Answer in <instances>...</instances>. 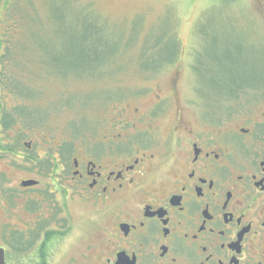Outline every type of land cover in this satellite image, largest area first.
<instances>
[{
    "label": "flooded vegetation",
    "instance_id": "obj_1",
    "mask_svg": "<svg viewBox=\"0 0 264 264\" xmlns=\"http://www.w3.org/2000/svg\"><path fill=\"white\" fill-rule=\"evenodd\" d=\"M189 55L186 70L184 54L164 64L179 61L153 96L111 105L79 146L26 127V87L0 102L20 122L0 126L3 264H48L60 243L68 264H264V90L234 123H213Z\"/></svg>",
    "mask_w": 264,
    "mask_h": 264
},
{
    "label": "rangeland",
    "instance_id": "obj_2",
    "mask_svg": "<svg viewBox=\"0 0 264 264\" xmlns=\"http://www.w3.org/2000/svg\"><path fill=\"white\" fill-rule=\"evenodd\" d=\"M30 1L42 14L41 27L49 31L45 15L47 9L44 7L48 0ZM88 2L101 19L107 21L106 27L110 33L121 36L116 55H112L107 63L103 62L98 72L84 75L82 71L68 68V76L58 75L50 66L48 69L40 62H34L40 60L38 52L41 53V50L37 49L36 52L30 44V37L24 33L15 39V42L23 43V47L10 46L16 49L17 54L11 53L8 68L13 74L23 75L26 89L35 90V94L29 97L30 101L34 100L29 109L34 115L25 116L26 127L57 136L67 132L79 146L81 142L76 140L85 136L88 129L92 130L91 127L97 129V122L110 113L111 105L120 104L123 107L126 103L139 100L135 97L137 92L146 91L148 95L156 91V85H170V77L177 70L179 61L171 68L163 63L155 71L141 67L139 62L140 57L148 56L140 54L145 38L151 37L147 40L153 42L162 38L168 29L180 39V54H184L182 67L185 70L188 68L185 65L195 64L193 56L189 54L197 55L199 51L197 61L203 68L199 72V90L212 95L211 99L206 100L205 107L215 115L213 123H234L240 112L256 102L264 90V85L255 90L249 89L252 86L241 87L228 98L229 95H225L224 90L215 89L212 82L221 74L228 73L229 68L230 72L243 75L252 67L264 78V0H233L228 3L221 0H77L76 5ZM20 4L28 10L26 0H21ZM133 27H137V36L127 42L125 38L133 33L130 32L135 30ZM52 33L50 39L54 38ZM49 43L59 47L57 42L51 40ZM69 47L68 41L61 50L55 48V52H60L62 57L70 56L72 52L68 53ZM148 47L144 52H154L153 46ZM221 94L224 95L219 96ZM151 96L153 94L147 97ZM0 98V102L4 103L15 101L4 91H0ZM8 112L9 118L15 119L12 124L16 125L17 120L20 124L19 115L15 118L16 108H10ZM70 127L74 129L73 134ZM98 132L100 129L94 134ZM10 177L14 182L19 172L15 170ZM67 246L60 243L54 254L46 256L48 264H68L70 247Z\"/></svg>",
    "mask_w": 264,
    "mask_h": 264
},
{
    "label": "trees",
    "instance_id": "obj_3",
    "mask_svg": "<svg viewBox=\"0 0 264 264\" xmlns=\"http://www.w3.org/2000/svg\"><path fill=\"white\" fill-rule=\"evenodd\" d=\"M20 1L0 0V91L8 93L12 97L14 96L15 100H18V95H23L26 84L22 79L23 75L13 74L8 68L7 63L10 62L11 53H16V49L13 50L10 46H18L19 48L24 46L21 42H15L16 37L23 33L30 37L31 42H29L33 45L32 47L36 52H38L37 49L41 50V53L38 52L40 60L34 62H40L48 69L50 66L57 71L58 75L64 74L68 76V68L79 72L82 71L84 75L86 73H93L94 71L98 72L99 66L103 62L107 63L112 55H116L120 48L119 41H121V36H114L110 33L106 27L107 21L103 18L101 19L90 2L76 5L77 0H48L44 6L47 9L45 15L50 29L47 31L46 27H41L42 14L37 12L34 3L26 0L28 10H25L26 8L20 4ZM221 1L228 3L233 0ZM137 27H133L135 30L131 28L130 32L133 31V33H129L125 41L129 42L136 38ZM168 30L162 38L153 42L149 43L148 41L151 37L145 38V43L141 47L143 49L140 51V54H148V56L140 57L139 62L141 63V67H149L152 71H155L163 63L179 55L180 39ZM51 32H53L52 36H54L52 39H50ZM51 40L59 43V47L51 46V43H49ZM68 41L70 47L67 51L68 53L71 51L72 55L62 57L60 52H55V48H60L61 50L63 45L68 43ZM149 45L154 47V52L150 54L144 52L145 48H149ZM43 49L44 53L42 52ZM162 49L164 51H161ZM198 53L199 51L197 55ZM44 55L45 58H43ZM212 59L214 61V58ZM15 61L18 60L16 59ZM196 65L200 72L203 69L201 68L202 64L197 61ZM55 67L57 68L55 69ZM223 75L225 76L223 77ZM217 76L219 77V75ZM212 82L215 85V89L227 91L226 93L230 97L235 92L241 90V87L252 86V88H249L250 90L259 88L264 85V78L252 67L251 70H248L247 74L243 75L230 72L229 68L228 73L221 74L220 78H214ZM31 93L28 90L25 95L30 96ZM3 107L0 103V110L3 111ZM19 109L21 110L20 112L23 111L22 107H19ZM29 109L31 108L24 107V111L28 113H25V116H29V111L31 112ZM15 113V118L17 119V112ZM9 117V115L6 116L4 113H1L0 126L8 127L12 123H15V119L12 120Z\"/></svg>",
    "mask_w": 264,
    "mask_h": 264
},
{
    "label": "water",
    "instance_id": "obj_4",
    "mask_svg": "<svg viewBox=\"0 0 264 264\" xmlns=\"http://www.w3.org/2000/svg\"><path fill=\"white\" fill-rule=\"evenodd\" d=\"M0 264H3V261H2V259H1V255H0Z\"/></svg>",
    "mask_w": 264,
    "mask_h": 264
}]
</instances>
